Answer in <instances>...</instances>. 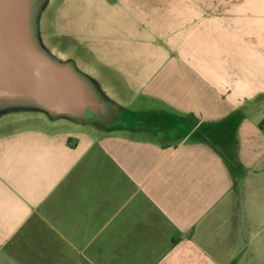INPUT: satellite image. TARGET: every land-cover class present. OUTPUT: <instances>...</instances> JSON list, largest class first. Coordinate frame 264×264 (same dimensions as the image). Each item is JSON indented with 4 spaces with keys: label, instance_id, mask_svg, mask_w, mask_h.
<instances>
[{
    "label": "crops",
    "instance_id": "crops-1",
    "mask_svg": "<svg viewBox=\"0 0 264 264\" xmlns=\"http://www.w3.org/2000/svg\"><path fill=\"white\" fill-rule=\"evenodd\" d=\"M37 12L106 113L0 126V264H264V0Z\"/></svg>",
    "mask_w": 264,
    "mask_h": 264
},
{
    "label": "water",
    "instance_id": "water-1",
    "mask_svg": "<svg viewBox=\"0 0 264 264\" xmlns=\"http://www.w3.org/2000/svg\"><path fill=\"white\" fill-rule=\"evenodd\" d=\"M38 0H0V102L33 103L53 116L100 118L105 103L69 64L44 52L33 33Z\"/></svg>",
    "mask_w": 264,
    "mask_h": 264
},
{
    "label": "rangeland",
    "instance_id": "rangeland-1",
    "mask_svg": "<svg viewBox=\"0 0 264 264\" xmlns=\"http://www.w3.org/2000/svg\"><path fill=\"white\" fill-rule=\"evenodd\" d=\"M42 0H38L37 3L35 4V7L33 9V12H32V19H33V25H32V30H33V33L34 35L37 37H39V31H40V24H39V15L37 16L38 12V8H39V5L41 3ZM50 20L48 21V23H46L45 21H43V25H44V32L45 34L48 32L47 31V26L49 27L50 25V28H51V24L50 22L52 21V17H53V13L52 11H50V13L48 14ZM52 56L54 57L53 59L56 60L58 63L61 64V61L63 60L62 57H60L61 59H59V55L57 53L54 52V54H52ZM28 111H43L41 109V107L33 104V103H29V102H24V101H1L0 102V126H4V125H7L8 122H10L9 120L14 117V118H17L18 115L20 114L21 117H26V116H23V114H26ZM128 118H131V117H128ZM11 127H8V128H3L2 130L3 131H6V130H9ZM74 129L73 126H70V125H62L60 127L59 130H70V129ZM75 129H80L81 131H84V132H87L88 134H93L91 132V128L89 127H77ZM2 131V132H3Z\"/></svg>",
    "mask_w": 264,
    "mask_h": 264
}]
</instances>
